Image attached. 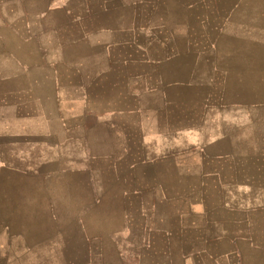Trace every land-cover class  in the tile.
I'll use <instances>...</instances> for the list:
<instances>
[{
	"label": "crops",
	"instance_id": "0c3cea01",
	"mask_svg": "<svg viewBox=\"0 0 264 264\" xmlns=\"http://www.w3.org/2000/svg\"><path fill=\"white\" fill-rule=\"evenodd\" d=\"M176 2L50 0L0 27L26 255L63 254L61 216L81 208L157 264H264V0H230L212 23L194 11L207 0Z\"/></svg>",
	"mask_w": 264,
	"mask_h": 264
},
{
	"label": "rangeland",
	"instance_id": "374dc122",
	"mask_svg": "<svg viewBox=\"0 0 264 264\" xmlns=\"http://www.w3.org/2000/svg\"><path fill=\"white\" fill-rule=\"evenodd\" d=\"M50 0H0V27L9 20L16 21L18 12L27 7L42 9ZM182 1L177 0L176 5ZM230 0H207L206 5L196 6L195 13H206L229 4ZM211 23L213 16H210ZM211 28V26L209 27ZM210 30L192 34V39L212 38ZM26 141L24 139H0V264H157L158 255L140 247L138 250H119L120 236L103 240L104 231H117L119 223L111 218L104 222L99 211L94 217L86 209L81 210L78 222H68L71 217L63 215L61 224L63 241L67 249L60 255H26ZM85 198V197H83ZM104 208H100L103 210ZM74 210V209H72ZM152 227L166 224L153 223ZM176 227V224H172ZM145 231V230H143ZM99 237L87 240V237ZM156 240L158 236H154ZM121 242H123L121 240ZM166 264V262L162 263ZM169 264H179L177 257L169 258Z\"/></svg>",
	"mask_w": 264,
	"mask_h": 264
}]
</instances>
